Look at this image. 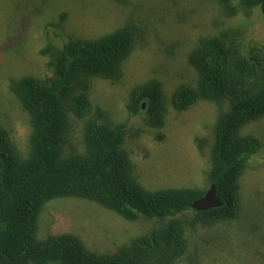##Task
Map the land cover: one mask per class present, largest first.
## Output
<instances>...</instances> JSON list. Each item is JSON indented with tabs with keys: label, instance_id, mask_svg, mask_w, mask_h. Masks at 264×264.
I'll return each mask as SVG.
<instances>
[{
	"label": "trees",
	"instance_id": "16d2710c",
	"mask_svg": "<svg viewBox=\"0 0 264 264\" xmlns=\"http://www.w3.org/2000/svg\"><path fill=\"white\" fill-rule=\"evenodd\" d=\"M217 1L227 16L235 14L234 0ZM241 2L264 14V0ZM135 33L133 25H124L94 38L46 46L39 53L49 57L52 76L28 75L12 84L32 126L30 150L23 156L0 125V264H185L189 225L210 226L238 217L240 178L260 148L259 140L242 129L264 117V45L245 53L231 43L228 30L201 38L187 57L197 72L196 83L181 84L172 93L170 103L179 112L200 101L229 103L215 120L207 172L208 184L215 185L223 204L197 211L190 204L209 186L145 188L133 175L124 147L125 124L99 121L101 109L90 99L93 78L121 76ZM128 109L144 111L150 125L162 127L167 100L161 83L153 79L135 85ZM72 113L83 122L80 152L64 149ZM71 197L95 202L128 220L139 215L167 220L113 252L91 250L72 233L38 239L45 204ZM186 212L193 214L189 222L179 217Z\"/></svg>",
	"mask_w": 264,
	"mask_h": 264
},
{
	"label": "rangeland",
	"instance_id": "374dc122",
	"mask_svg": "<svg viewBox=\"0 0 264 264\" xmlns=\"http://www.w3.org/2000/svg\"><path fill=\"white\" fill-rule=\"evenodd\" d=\"M234 5L235 14L227 16L217 0H0V125L27 156L32 125L11 86L23 76H52L49 57L40 49L133 25V50L121 76L92 79L89 96L101 109L99 121L125 124L124 147L133 175L145 188H207L215 120L229 103L200 101L179 112L170 101L179 85L196 83L197 72L187 57L201 38L228 30L231 43L245 53L264 45L260 8L241 0ZM153 79L161 83L167 100L162 127L150 125L144 111L128 109L132 88ZM70 120L64 149L80 152L83 122L73 113ZM242 133L256 137L260 148L240 178V213L210 226L189 225L185 264H264V117L245 125ZM179 217L189 222L193 214ZM165 220L143 215L128 220L86 199L57 198L45 204L37 238L72 233L91 250L113 252Z\"/></svg>",
	"mask_w": 264,
	"mask_h": 264
},
{
	"label": "water",
	"instance_id": "95a60500",
	"mask_svg": "<svg viewBox=\"0 0 264 264\" xmlns=\"http://www.w3.org/2000/svg\"><path fill=\"white\" fill-rule=\"evenodd\" d=\"M144 107V105H142ZM223 204L222 199L217 196L214 184H211L205 193L191 202L190 207L197 211H203L214 207H219Z\"/></svg>",
	"mask_w": 264,
	"mask_h": 264
}]
</instances>
